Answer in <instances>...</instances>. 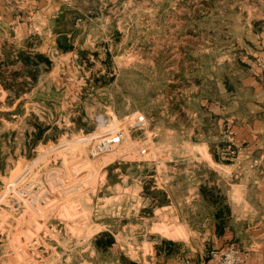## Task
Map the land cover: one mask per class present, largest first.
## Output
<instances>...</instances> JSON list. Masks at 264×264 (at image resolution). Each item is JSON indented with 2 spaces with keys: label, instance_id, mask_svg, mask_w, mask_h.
Instances as JSON below:
<instances>
[{
  "label": "rangeland",
  "instance_id": "1",
  "mask_svg": "<svg viewBox=\"0 0 264 264\" xmlns=\"http://www.w3.org/2000/svg\"><path fill=\"white\" fill-rule=\"evenodd\" d=\"M114 3L78 0L63 19L12 4L14 19H0V264H132L155 231L149 211L140 222L138 195L163 172L184 174L174 187L190 189L196 174L207 177L204 213L191 223L218 207L229 220L226 183L214 187L219 167L196 147L199 131L184 142L189 127L214 134V120L198 116L205 106L189 97L227 105L218 84L231 82L239 108L254 102L245 79L264 81V0ZM136 113L147 126L129 128ZM223 125L225 142L205 140L219 163L238 155L227 154L235 133L227 118ZM119 130V145H101Z\"/></svg>",
  "mask_w": 264,
  "mask_h": 264
},
{
  "label": "crops",
  "instance_id": "2",
  "mask_svg": "<svg viewBox=\"0 0 264 264\" xmlns=\"http://www.w3.org/2000/svg\"><path fill=\"white\" fill-rule=\"evenodd\" d=\"M113 2L117 8L123 4V0H113ZM76 3L78 0H0V19H14L15 15L13 10L11 11L13 7H10L12 4L20 6L22 13L29 14L28 8L32 4L33 7L39 8L38 12L43 11L49 14L50 18L63 19L68 17L66 9L72 10L74 7L72 4ZM16 15L17 18H22L19 13ZM121 15H123L122 11L117 12L114 18L120 19ZM76 16V14L71 15L70 18L75 19ZM110 17L111 15L103 16L101 19L108 21ZM10 26L12 27V24ZM81 26H85V29L88 27L85 23L77 22L75 29ZM62 33L66 34L64 31H60L59 34ZM245 81L246 89H249L255 98L254 102L246 105L245 108H239L238 87H233L231 82L218 84L220 97L224 96L228 99L227 105L221 106V102L216 100L211 103L199 93L189 97L197 96L200 99L198 101L205 106L204 110L202 108L198 112V116L202 124L207 119L210 122L214 120L212 130L214 134L205 136L200 126L189 127L186 129L190 136L184 142H190L193 134L198 130L197 139L202 143L196 147L206 149L210 162L219 167L218 179L213 184L215 188H220L222 183H226L230 209L228 222L221 225L215 216L204 215L200 216L199 225L189 221L191 215L204 213L199 206L204 200L202 191L208 180L205 175L196 174L197 177L193 178L196 184L190 189L188 184L174 187L173 182H178V178L183 177L184 174L179 175L177 172L155 174L156 182L149 195H144L143 192L138 195L140 202L136 210L141 223L147 220L145 213L149 211L150 227L155 231L151 232L150 240L145 239L138 243L132 264H218L209 255L211 248H224L233 243L242 247L244 261L241 264H264V100L257 98L264 93V81H256L257 86L254 84L255 78L250 75ZM207 103H210V106H207ZM223 118L229 120V126H232L231 132L235 133L233 138L235 142L229 143L236 145L240 150L236 157L228 159L229 161L225 163H219L213 158L210 146L205 140L212 138L216 142H225L222 134H219L222 133L224 126ZM166 130L170 133L177 132L173 129ZM160 160H157V163H162ZM164 160L166 164L168 161H173V158ZM185 175L189 176L188 173ZM187 179L193 182L192 178ZM195 226L201 228L202 232H198V243L194 247L189 232L192 230L193 234L195 232L193 229L197 228ZM119 240L120 238H117L113 246H116ZM174 246H180L178 251L172 249ZM120 247L126 249V246ZM118 263L120 264V259Z\"/></svg>",
  "mask_w": 264,
  "mask_h": 264
},
{
  "label": "built area",
  "instance_id": "3",
  "mask_svg": "<svg viewBox=\"0 0 264 264\" xmlns=\"http://www.w3.org/2000/svg\"><path fill=\"white\" fill-rule=\"evenodd\" d=\"M148 124L147 117L142 113H136L134 117L128 120L129 128H144ZM124 137V131L119 130L110 135L101 143L106 149H113L119 145ZM239 147L232 143L227 146V154L234 156L239 152ZM257 162V160H256ZM211 258L215 259L218 264H241L244 261L243 250L236 244H231L224 248H213L209 251Z\"/></svg>",
  "mask_w": 264,
  "mask_h": 264
},
{
  "label": "trees",
  "instance_id": "4",
  "mask_svg": "<svg viewBox=\"0 0 264 264\" xmlns=\"http://www.w3.org/2000/svg\"><path fill=\"white\" fill-rule=\"evenodd\" d=\"M47 62H49V60L47 59ZM203 192V196H204V199L205 198H208V195L210 194L209 193V191H207V192H205L204 190L202 191ZM219 204V203H218ZM221 205V204H220ZM218 206V205H217ZM226 208H227V206H226ZM227 211L229 212L230 211V209L229 208H227ZM213 216H215V218L216 219H218L219 221H220V223H221V225H223L224 224V214H225V211L223 210V208L222 207H218V209H215L213 212ZM112 242V238H109V240L105 243V244H109V243H111Z\"/></svg>",
  "mask_w": 264,
  "mask_h": 264
},
{
  "label": "water",
  "instance_id": "5",
  "mask_svg": "<svg viewBox=\"0 0 264 264\" xmlns=\"http://www.w3.org/2000/svg\"><path fill=\"white\" fill-rule=\"evenodd\" d=\"M59 39L63 42L64 45H68V38L66 34H61Z\"/></svg>",
  "mask_w": 264,
  "mask_h": 264
}]
</instances>
